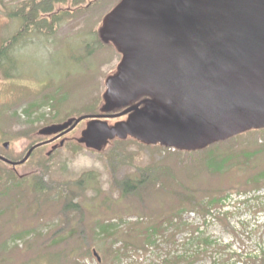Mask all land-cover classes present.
I'll return each mask as SVG.
<instances>
[{
	"label": "rangeland",
	"instance_id": "1",
	"mask_svg": "<svg viewBox=\"0 0 264 264\" xmlns=\"http://www.w3.org/2000/svg\"><path fill=\"white\" fill-rule=\"evenodd\" d=\"M22 1L0 0V47L24 28ZM116 1L96 0L69 12L74 6L64 3L53 30L32 26L0 55L5 158L18 160L41 140L34 131L42 123L35 120L50 102L49 123L63 122L89 112L92 99L103 94L119 55L109 44L98 45L94 30ZM253 131L184 153L130 138L115 139L100 152L72 153L70 142L54 152L40 193L31 188L29 172L52 148L45 145L30 161L15 165L18 175L26 176L23 181L11 176L0 184V264H264L256 255L264 252V130ZM20 132L34 133L16 137ZM223 158L228 162L217 170ZM85 171L95 177L81 186L75 180ZM126 178L134 188L120 187ZM67 179L74 182L61 189L58 182ZM230 193L248 198H224ZM73 196L78 206L66 207ZM186 210L196 212V222H169ZM125 216L142 220L126 222L125 229L108 226V220ZM102 226L110 228L105 237ZM197 228L194 240L201 248L190 252Z\"/></svg>",
	"mask_w": 264,
	"mask_h": 264
},
{
	"label": "water",
	"instance_id": "2",
	"mask_svg": "<svg viewBox=\"0 0 264 264\" xmlns=\"http://www.w3.org/2000/svg\"><path fill=\"white\" fill-rule=\"evenodd\" d=\"M99 34L122 55L101 110L125 108L87 123L88 147L130 135L194 150L264 128V0H120ZM122 115L113 125L100 119ZM37 145L19 162L0 159L22 163Z\"/></svg>",
	"mask_w": 264,
	"mask_h": 264
},
{
	"label": "trees",
	"instance_id": "3",
	"mask_svg": "<svg viewBox=\"0 0 264 264\" xmlns=\"http://www.w3.org/2000/svg\"><path fill=\"white\" fill-rule=\"evenodd\" d=\"M85 0H24L21 4L24 5L22 8H18V10H21L24 12V20H25V25L24 28L21 29L16 35L18 39H21L23 36H25V33H28L31 31L32 26L37 27L39 31L42 29H48V30H53V24L57 21V19L60 17V8H56V6L59 4L60 6L64 3H71L72 6L75 5H80L83 3ZM89 3H93L92 0ZM71 8V6H70ZM79 8V7H77ZM77 8H72V9H77ZM72 11V10H70ZM65 12H69L68 9H66ZM46 33V32H45ZM16 35L12 38L10 43L7 45L3 46V53L7 51L11 46L15 44L16 41ZM103 44V43H101ZM112 44V43H111ZM104 45V44H103ZM113 45V44H112ZM146 95H143L142 97H145ZM103 102V97L102 95L100 97L94 98V101L92 103V106L90 107L89 112H99V107L101 103ZM264 130V129H260ZM257 131V130H255ZM36 132V130L34 131ZM34 132H26V133H17L16 137H31ZM71 141V140H70ZM69 140L65 141L64 144L60 147H65L68 143H70ZM73 142L72 145L68 146V150H70L72 153H77L79 150L82 148V144L78 143L76 140L71 141ZM28 147L23 151V156L26 152ZM38 152L37 148L33 150L31 153L30 157L27 159L26 162L30 161L33 157H35V154ZM54 155V152L50 154H41L37 157V163H36V169L34 171H30L29 174L31 176L32 180V186L31 188L34 189V191H39L40 193L45 190V187L47 186V183L49 181V178H46L48 176L49 171L51 170L52 167V157ZM22 156V157H23ZM21 157V158H22ZM20 158V159H21ZM1 166L3 167V170L0 169V184H6L8 178L12 177H17L16 173H14V170L10 168L9 164H6L5 162L0 161ZM222 168V166H221ZM25 175L20 177H17V180L23 181L26 177ZM81 178L75 180L76 183L78 184H85L86 182L89 181V179H92L95 177V173L92 171H85L80 175ZM60 181L58 182L59 187L62 189V186H67L71 183L74 182L72 179H67L66 182ZM133 180L131 178H126V180H122L120 182L121 187L123 188H129V187H134V184L132 182ZM42 190V191H41ZM75 196H73L72 200L66 204V207L71 206V207H77L78 204L77 202L74 203L73 199ZM161 231V230H160ZM159 231V232H160Z\"/></svg>",
	"mask_w": 264,
	"mask_h": 264
}]
</instances>
